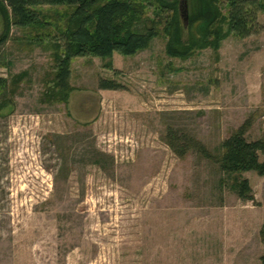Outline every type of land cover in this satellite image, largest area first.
<instances>
[{
    "label": "rangeland",
    "instance_id": "obj_1",
    "mask_svg": "<svg viewBox=\"0 0 264 264\" xmlns=\"http://www.w3.org/2000/svg\"><path fill=\"white\" fill-rule=\"evenodd\" d=\"M38 10L54 36L65 8ZM258 23L218 57L171 59L160 35L114 53L112 68L75 59L66 104L42 102L50 51L12 26L0 44V264H264V176L236 175L252 188L242 201L233 174L164 143L171 125L217 155L247 119L246 140L264 138V13ZM5 28L0 9V38ZM109 78L121 90L98 88Z\"/></svg>",
    "mask_w": 264,
    "mask_h": 264
},
{
    "label": "trees",
    "instance_id": "obj_2",
    "mask_svg": "<svg viewBox=\"0 0 264 264\" xmlns=\"http://www.w3.org/2000/svg\"><path fill=\"white\" fill-rule=\"evenodd\" d=\"M42 6L64 7L61 23L55 35L43 33L40 20ZM153 7V17L146 11ZM0 9L6 20L0 44L9 38L12 26L28 33L26 45L42 46L50 51L51 71L45 75L42 102L66 104L71 86L72 62L85 57L108 60L104 66L112 68L116 54L132 57L150 48L155 38L165 36L164 52L175 60H188L203 49H210L216 57L224 39L240 40L259 32L258 16L264 13V0H0ZM188 22L185 27L184 19ZM40 31L37 35L33 32ZM23 75L12 76L17 87ZM5 80L0 79V87ZM98 88L121 90L113 79H99ZM13 94L14 91L10 89ZM6 101L3 102L5 104ZM252 120L247 119L227 138L222 140L217 155L183 130L168 126L164 143L179 158L188 152H197L203 158L218 164L221 171L232 175L231 186L242 201L252 200V188L246 178L236 175L255 172L264 176V138L247 141L245 135Z\"/></svg>",
    "mask_w": 264,
    "mask_h": 264
},
{
    "label": "water",
    "instance_id": "obj_3",
    "mask_svg": "<svg viewBox=\"0 0 264 264\" xmlns=\"http://www.w3.org/2000/svg\"><path fill=\"white\" fill-rule=\"evenodd\" d=\"M184 22H185L184 25H185V27H186L187 22H188V18H187V16L185 17Z\"/></svg>",
    "mask_w": 264,
    "mask_h": 264
}]
</instances>
